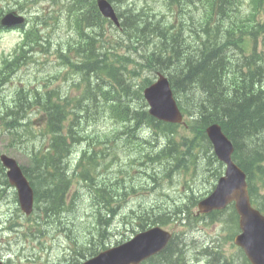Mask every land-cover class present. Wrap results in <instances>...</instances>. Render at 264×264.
Returning <instances> with one entry per match:
<instances>
[{
	"label": "trees",
	"instance_id": "obj_1",
	"mask_svg": "<svg viewBox=\"0 0 264 264\" xmlns=\"http://www.w3.org/2000/svg\"><path fill=\"white\" fill-rule=\"evenodd\" d=\"M221 2H224V0H221ZM182 32L185 35L182 36L180 34L177 37L169 34H158L159 44L167 46L164 48L168 49L161 55L152 53L151 58L154 61L152 64L153 72L167 73L180 87V94L192 88L198 90L200 98L204 101L203 105L200 102H196L192 106V114H194L196 123L194 128L198 132H202V129L207 125L216 122L224 128L228 137L235 139L240 149V139L248 140L246 148L241 149L242 154L247 151L249 158L260 156L264 153V119L262 116L264 112V92L259 93L255 90L262 85L264 80V67L256 63L254 66L245 64L244 68L246 71L241 77L242 86L234 89L231 85L227 86L226 82L228 65L231 62L227 57V47H220L216 54H210L207 44L199 45L195 41L190 43L189 39L186 38V32ZM147 33L150 32L148 31ZM142 36L144 37L145 34ZM166 39L167 41H165ZM181 40H183L182 44ZM185 42L189 44V48L188 45L184 44ZM88 71L92 73L95 69L92 68ZM8 116V114L3 115L1 111L0 124L9 121L5 118ZM56 126L57 118L53 122V127L56 128ZM259 137L260 139H258ZM56 144L61 155L65 154V149L58 140ZM156 149L159 162L164 167L171 165L175 161L183 163L182 160H184L185 163L189 159L188 152L183 156H178L176 148H170L166 142ZM244 155L247 156V154ZM53 166L57 171L61 170L59 161L55 162ZM46 187L48 188L49 185H46ZM51 197L49 192L44 191L41 201L48 205ZM45 198L47 199L46 202ZM45 213L49 217L56 215L55 210L52 208L44 209ZM156 264H160V261ZM164 264L175 263L165 258Z\"/></svg>",
	"mask_w": 264,
	"mask_h": 264
},
{
	"label": "rangeland",
	"instance_id": "obj_2",
	"mask_svg": "<svg viewBox=\"0 0 264 264\" xmlns=\"http://www.w3.org/2000/svg\"><path fill=\"white\" fill-rule=\"evenodd\" d=\"M122 1V0H120ZM179 1H182V0H179ZM26 2V0H2V4L4 5V7H6V4L7 6H9L10 8L14 7V8H17L20 3H24ZM69 2H72V0H69ZM148 2V7H150L151 9H155L156 11H151V13H157L158 12H163V7L161 6V4L159 2H156V0H147ZM128 4L129 7H132V8H138L140 7V3L137 1V0H133V1H127L126 2ZM236 5H238V9L236 10V12L234 14L231 15V18L233 20H237L239 16H242V17H246L247 15V11H246V8H245V4L242 3V4H239L237 2H235ZM43 5V2L40 3L39 5H37L38 8H40L41 6ZM142 5L144 6L145 5V1L142 2ZM208 5H209V2H208ZM28 6V5H27ZM208 7H206V11L208 13ZM118 8H120L119 10L122 11V9H124V5L120 4L118 5ZM36 9V8H35ZM35 9H32V12L35 11ZM41 12H40V16H41ZM127 16V14L124 15V17ZM167 17H170V15H168ZM45 18V16H44ZM144 19V17H142ZM145 21V25H142L143 29L141 31H139L138 33H134V30L133 28H131V26H126V29L128 31V28H129V31L132 33L131 35L138 39V38H141V39H145L147 38V36L149 35V33H146L148 31V29L150 28L149 27V23L152 24L153 26V23L151 20L149 19H144ZM216 23V26H217V21H215ZM210 25V23H209ZM208 25V26H209ZM197 26H198V21H195L194 25L192 28H190L189 31H185L187 36L186 38L189 39L190 43H193L194 41L195 42H198V35L196 34V29H197ZM212 29H215L213 25L210 26ZM127 31H125L126 35H127ZM145 33V36L143 37L142 35ZM185 35L183 34L182 32V36ZM21 35L19 33H9V32H1L0 33V57L2 56H5V55H8L9 52H11L13 50V48L16 46L17 42L19 41ZM167 41V39L165 40ZM182 41L181 40V44H182ZM159 42V41H158ZM124 43H128L127 40H125ZM185 45H188V48H189V44L188 43H184ZM259 44H260V41H259ZM259 44H257V47L259 48ZM145 48V49H144ZM143 48V51H142V54H143V59L144 61L147 63L148 67L151 69V71L153 72V63L154 61L152 60L151 56H152V53L154 55H156V48H155V44H149L147 46H145ZM230 49V48H228ZM243 49H244V52L245 53H248L249 51V41H246L244 42L243 44ZM123 51H121V54H122ZM228 52V58L232 61V57H231V54L232 52ZM50 60L54 61L53 58H49ZM28 60H31V59H27L26 61H22L23 63V66L20 67L22 68L20 73H17L16 77H13V79L7 83L6 85L2 84L0 85V105L2 103L6 104L4 101H7L8 103H14V104H17L18 102V84L19 83H30L33 80V78L38 75V76H44V73H48L50 71V68L51 66H49L48 64L45 63V61H43V65H36L35 63L31 64L29 63ZM236 60H238V58H236ZM27 62V64L25 65V63ZM6 63H11V61L7 58L6 60H4L2 63H1V59H0V77L1 78H4L3 77V70H2V67L4 66V64ZM242 66L244 67L245 64H249L250 66H254L255 63H243L241 62ZM76 65V64H73V66ZM35 67V69H34ZM229 69H230V64L228 65ZM228 69L227 71V74L230 72V70ZM41 71V72H38V71ZM97 77L98 78H101L102 75L100 72L97 73ZM6 78V77H5ZM226 82H227V86H230L228 83H230V80H227L226 78ZM184 90V89H183ZM201 96L199 95L198 93V90L196 88H192L191 90L187 91V92H183L182 94H180V98L181 100L183 101L184 105H185V108L186 110L189 112H191L192 110V106L196 104V102H200L201 105H203V100L200 98ZM4 100V101H3ZM258 101V100H257ZM256 101V102H257ZM24 101L22 100L21 101V104H23ZM3 112V115L4 114H7L6 112L2 111ZM262 116H263V119H264V112L262 113ZM6 119H8L9 121H6V123H2L0 124V132H5V133H17V129L16 128H12V122H11V118L10 116L8 117H5ZM2 125V126H1ZM83 126V122H78L75 124L74 126V132L76 133L78 130H80ZM16 130V131H15ZM256 137H258L257 135H255ZM240 138V136H239ZM260 139V137L258 138ZM1 141V140H0ZM246 141V142H245ZM247 142L248 140L245 139L243 140V138L240 139L239 141V144L241 145V149H245L246 146H247ZM18 146L15 147V152L18 151ZM157 150V149H156ZM244 154H247L248 155V152L247 151H244ZM184 162V160H182ZM160 167L164 168V165L160 163ZM166 167V166H165ZM34 178L36 181H41V175L39 174V171H36L34 173ZM103 196H106V194H102ZM44 196V191L41 193V196H40V199H42ZM156 194L152 196V198L147 201V202H144V205H148L150 204L151 206L152 205H155V204H159L161 202H165L166 198L165 199H158ZM169 201H167L168 203H171V200L170 199H167ZM47 201V199L45 198V202ZM10 200H9V197H8V194L6 192V190L0 188V207L2 206H5L7 204H9ZM42 203L45 205V203L42 201ZM13 214H14V210H13ZM6 216H12V214H9V215H6ZM37 216H45L44 214V210L41 211L40 213L37 214ZM107 216H110L109 214ZM49 217V216H48ZM8 219V217L6 218ZM50 220L52 221H57V222H60L62 220V217L61 216H58L57 214L52 216V217H49ZM54 226H58V223H54L53 224ZM192 234V238L196 239V240H201V242H203V244H205L206 240H205V235L202 233V232H191ZM11 236V235H10ZM205 240V241H204ZM189 244L187 243V241H185L183 243V246L180 247V246H176L174 248H172L171 250H169L163 257V260L160 261V264H164V259L165 258H177L179 257V259L181 260V262L186 259V257L188 256L189 254ZM19 248V247H17ZM171 260V259H170Z\"/></svg>",
	"mask_w": 264,
	"mask_h": 264
},
{
	"label": "bare ground",
	"instance_id": "obj_3",
	"mask_svg": "<svg viewBox=\"0 0 264 264\" xmlns=\"http://www.w3.org/2000/svg\"><path fill=\"white\" fill-rule=\"evenodd\" d=\"M145 49V48H144ZM208 50V49H207ZM197 58V57H196ZM165 63V62H164ZM216 68V67H215ZM222 69V68H221ZM224 70V69H223ZM227 71V70H226ZM88 74H90V71H88L87 72ZM213 78V77H212ZM216 82V81H215ZM193 113V111L191 110V112H189V114H190V117H191V119H192V121L195 123V117H194V114H192ZM223 115V114H222ZM213 125H220V124H218V123H216V122H213V123H211V124H209V125H207L204 129H206V128H209V127H211V126H213ZM196 126V123L194 124V127ZM204 129H202V131L204 130ZM16 131V130H15ZM184 163V162H183ZM186 163V162H185ZM39 174H40V172H39ZM41 175V174H40ZM45 216H47V214L45 213ZM171 259V260H170ZM168 258V260H170L171 262H174L175 264H178V263H180L181 262V260L179 259V257H173V258Z\"/></svg>",
	"mask_w": 264,
	"mask_h": 264
},
{
	"label": "water",
	"instance_id": "obj_4",
	"mask_svg": "<svg viewBox=\"0 0 264 264\" xmlns=\"http://www.w3.org/2000/svg\"><path fill=\"white\" fill-rule=\"evenodd\" d=\"M10 16L7 17V19L9 18Z\"/></svg>",
	"mask_w": 264,
	"mask_h": 264
}]
</instances>
